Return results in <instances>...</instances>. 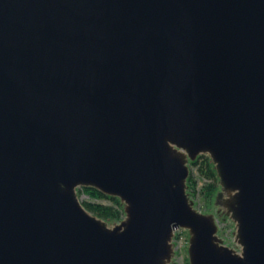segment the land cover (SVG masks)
<instances>
[{"label": "water", "instance_id": "obj_1", "mask_svg": "<svg viewBox=\"0 0 264 264\" xmlns=\"http://www.w3.org/2000/svg\"><path fill=\"white\" fill-rule=\"evenodd\" d=\"M177 229L189 264H264V0H0V264H175Z\"/></svg>", "mask_w": 264, "mask_h": 264}, {"label": "rangeland", "instance_id": "obj_2", "mask_svg": "<svg viewBox=\"0 0 264 264\" xmlns=\"http://www.w3.org/2000/svg\"><path fill=\"white\" fill-rule=\"evenodd\" d=\"M191 171H192L193 178L197 184L195 192L191 193L192 196H190V201L193 203L194 209L202 214L213 215L217 229H218L217 237L222 241V244L224 246H227L228 248L233 249L237 253H240V247L235 242L236 229H235L234 223L229 219V217L224 215L222 212H218V207L214 205V201H215L217 193L220 191V187H219V191L214 195V198H212L210 201L207 200L203 196L201 188H203L204 185H207L209 181H207L204 177H202L199 174V171L197 170V168H193ZM80 189L81 188H78L76 192H78ZM77 198L80 203H83V202L101 203V204L107 205L108 207L112 205L111 202L108 200H96V201L90 200L84 194L78 195L77 193ZM123 216H121V218L117 221L106 222L108 227L110 228L116 224H119L124 219ZM187 234L188 232L182 229H177L174 232L173 239H172L174 257H173L172 262L175 264H186V262L188 263L187 250H188L189 235Z\"/></svg>", "mask_w": 264, "mask_h": 264}, {"label": "trees", "instance_id": "obj_3", "mask_svg": "<svg viewBox=\"0 0 264 264\" xmlns=\"http://www.w3.org/2000/svg\"><path fill=\"white\" fill-rule=\"evenodd\" d=\"M189 168V176L186 181L187 185V194L190 196L191 193H194L196 190V182L192 175V169L197 168L199 174L204 177L209 183L204 185L201 188L203 196L207 200H211L214 198V195L219 191L218 178L216 176V172L213 164L210 159L206 155H200L196 158L195 161L188 163ZM79 194L86 195L90 200H108L112 205L109 207L107 205L101 203H93V202H83L82 206L93 216L103 220L104 222H114L117 221L123 216V205L117 198L109 197L101 194L95 189L92 188H81L78 192ZM186 264H188L186 262Z\"/></svg>", "mask_w": 264, "mask_h": 264}]
</instances>
